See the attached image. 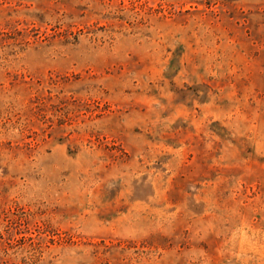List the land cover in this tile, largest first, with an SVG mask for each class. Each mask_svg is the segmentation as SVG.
Listing matches in <instances>:
<instances>
[{
	"label": "rangeland",
	"instance_id": "374dc122",
	"mask_svg": "<svg viewBox=\"0 0 264 264\" xmlns=\"http://www.w3.org/2000/svg\"><path fill=\"white\" fill-rule=\"evenodd\" d=\"M0 264H264V0H0Z\"/></svg>",
	"mask_w": 264,
	"mask_h": 264
}]
</instances>
